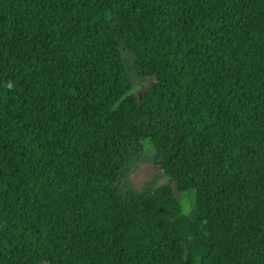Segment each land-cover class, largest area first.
Wrapping results in <instances>:
<instances>
[{"label": "trees", "instance_id": "obj_1", "mask_svg": "<svg viewBox=\"0 0 264 264\" xmlns=\"http://www.w3.org/2000/svg\"><path fill=\"white\" fill-rule=\"evenodd\" d=\"M0 264H264V0H0Z\"/></svg>", "mask_w": 264, "mask_h": 264}, {"label": "rangeland", "instance_id": "obj_2", "mask_svg": "<svg viewBox=\"0 0 264 264\" xmlns=\"http://www.w3.org/2000/svg\"><path fill=\"white\" fill-rule=\"evenodd\" d=\"M127 61L129 63V60ZM154 84H155V80L153 78H146L140 81L136 80V82L134 83V88L132 92L130 93V96L137 97L143 91L151 88ZM144 167L145 168L142 171H140L139 180L141 181L139 182V184H143L149 181L151 178H153L154 176H157L158 174L157 171L146 167V165H144ZM177 196L182 205L183 213L188 215L192 210L191 208H192V204L195 201V194L192 192H189V193H184V194H177Z\"/></svg>", "mask_w": 264, "mask_h": 264}]
</instances>
